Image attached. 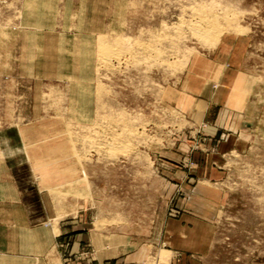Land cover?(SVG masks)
Here are the masks:
<instances>
[{
	"label": "rangeland",
	"instance_id": "obj_1",
	"mask_svg": "<svg viewBox=\"0 0 264 264\" xmlns=\"http://www.w3.org/2000/svg\"><path fill=\"white\" fill-rule=\"evenodd\" d=\"M1 182L0 264H61L78 206L191 264H264V0H0ZM193 216L202 254L167 237Z\"/></svg>",
	"mask_w": 264,
	"mask_h": 264
},
{
	"label": "crops",
	"instance_id": "obj_2",
	"mask_svg": "<svg viewBox=\"0 0 264 264\" xmlns=\"http://www.w3.org/2000/svg\"><path fill=\"white\" fill-rule=\"evenodd\" d=\"M31 160L34 164L40 163L39 160ZM41 162L48 163L44 160ZM11 165L13 163L6 164V169ZM7 183H0V191H19L13 182L12 184ZM80 207L76 208V214L61 218L59 221V234L55 237H59L62 243L64 241L67 243L65 248L59 252L61 264H191V260H194L188 251L182 254L179 251L180 248L177 247L159 248L160 251H158L153 241L149 242V236L146 235V237L143 233L131 230V221L119 226L107 224L102 229L96 228L94 221H87V208ZM192 221L190 225L170 221L167 225V237L179 245H184L185 248L194 249V253L202 254L199 249H206L202 244L207 243L212 227L207 221L194 216ZM154 222L156 228L158 224L156 219ZM87 223L91 224V227ZM166 250L169 251V255L165 257ZM49 254L50 252H46L45 255L51 264Z\"/></svg>",
	"mask_w": 264,
	"mask_h": 264
},
{
	"label": "bare ground",
	"instance_id": "obj_3",
	"mask_svg": "<svg viewBox=\"0 0 264 264\" xmlns=\"http://www.w3.org/2000/svg\"><path fill=\"white\" fill-rule=\"evenodd\" d=\"M221 14V13H220ZM214 19V18H213ZM212 19V20H213ZM207 22V23H210V24H216L217 22H213V21H209V20H206V19H202V21L201 22H199L198 24H196V25H194L193 26V31H195V32H197V33H203L204 31H206L205 29L207 28L206 26L207 25H205L204 24V22ZM215 21V20H214ZM195 22V21H194ZM205 22V23H206ZM221 23V22H220Z\"/></svg>",
	"mask_w": 264,
	"mask_h": 264
}]
</instances>
